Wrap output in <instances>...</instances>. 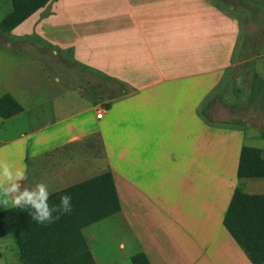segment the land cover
I'll return each mask as SVG.
<instances>
[{
  "label": "crops",
  "instance_id": "0c3cea01",
  "mask_svg": "<svg viewBox=\"0 0 264 264\" xmlns=\"http://www.w3.org/2000/svg\"><path fill=\"white\" fill-rule=\"evenodd\" d=\"M211 5L208 0H53L12 31L72 49L76 62L101 71V78L121 81V95L108 100L55 87L49 75L21 67L13 42L4 49H13L19 60L7 71L6 50L0 52V98L10 94L23 107L10 119L0 117V159L26 171L21 190L44 182L53 194L113 175L121 212L103 220L112 222L107 242L92 248L90 239L96 243L99 237L93 232L89 238L83 230L97 264H132L139 253L151 264H253L223 221L236 188L264 195V178H237L243 137L253 128V138L264 140L257 131L263 121L229 126L215 140L212 115L199 104L197 65L236 62L245 30L233 8ZM60 23L67 24L64 38L54 40L51 30ZM218 29H227L224 39L212 33ZM203 38L206 55L199 60ZM217 38L226 39L229 49L220 53L210 44ZM134 80L140 86L127 82ZM248 147L264 156V148ZM215 166L221 178H214ZM12 208L0 204V213ZM116 242L129 253L104 249ZM3 256L0 264H22L19 246L13 258L4 262Z\"/></svg>",
  "mask_w": 264,
  "mask_h": 264
},
{
  "label": "rangeland",
  "instance_id": "374dc122",
  "mask_svg": "<svg viewBox=\"0 0 264 264\" xmlns=\"http://www.w3.org/2000/svg\"><path fill=\"white\" fill-rule=\"evenodd\" d=\"M212 3L213 8H233L240 18V26L244 28L245 42L236 55L239 59L233 63L222 64H206L198 63L197 70L199 72V104L203 106L205 115H212L215 122V140L221 137V131L229 126H236L247 123L246 126L259 125L263 121L262 127L257 131L263 132L264 135V0H208ZM12 10L9 0H0V23L5 16ZM67 24L60 23L51 30L54 40L64 38L63 26ZM78 31V27H74ZM227 29L218 32L223 39L226 37ZM20 35V34H17ZM79 38V39H78ZM79 41L82 35L78 36ZM210 41V44H216L221 53L228 48V41L220 42V39ZM15 41V42H14ZM14 43L13 48L19 52L23 58L21 67H27L34 71H41L53 78L55 87L61 89H78L79 93L91 100H97L99 96H103L108 100L115 96L121 95L123 85L121 81L101 78L104 76L101 71L95 70L88 66H84L74 60V51L69 48H62L50 41L44 40L38 34H24L16 36L12 32H4L0 26V52H6L7 71L12 68L17 59L13 53V49L4 44ZM208 39H200L198 58L204 59L206 52L205 47ZM21 52V53H20ZM233 54V51H231ZM219 53V54H220ZM5 55V54H4ZM226 59V58H225ZM212 71L211 77H206L202 73ZM102 73V74H101ZM132 85H139L140 80L127 81ZM104 110L100 109L99 111ZM105 111V110H104ZM255 130L247 129V136L243 137L245 146H259L264 148V140L254 139ZM219 147V146H218ZM217 147V148H218ZM215 147V149H217ZM214 178L218 176V170L214 168ZM112 222L103 221L97 225H92L84 230L85 235L92 237L93 232L98 235L99 239L93 242L91 238V247L103 242H107L106 235L108 229L112 226ZM115 245V247H114ZM107 243L104 249H108L110 253L116 252L118 255L129 253V249L120 250L118 243ZM99 249H102L99 247ZM102 249V250H104ZM96 250V249H95ZM0 253L4 257H12L18 253V246L13 236H8L0 240ZM2 258H0V263Z\"/></svg>",
  "mask_w": 264,
  "mask_h": 264
},
{
  "label": "trees",
  "instance_id": "16d2710c",
  "mask_svg": "<svg viewBox=\"0 0 264 264\" xmlns=\"http://www.w3.org/2000/svg\"><path fill=\"white\" fill-rule=\"evenodd\" d=\"M11 12L0 23L12 32L53 0H9ZM23 111L10 94L0 98V117L10 119ZM237 178H264V156L258 148L243 146ZM72 197L73 210L51 224L32 220L31 209L12 208L0 213V238L13 235L20 249L22 264H97L83 230L121 212L117 187L111 173L53 193L50 204L61 195ZM223 224L247 253L253 264H264V195L246 194L236 188ZM132 264H151L139 253Z\"/></svg>",
  "mask_w": 264,
  "mask_h": 264
},
{
  "label": "clouds",
  "instance_id": "9594fccd",
  "mask_svg": "<svg viewBox=\"0 0 264 264\" xmlns=\"http://www.w3.org/2000/svg\"><path fill=\"white\" fill-rule=\"evenodd\" d=\"M27 180L26 171L16 169L14 165L0 159V204L13 208L31 209L32 220L41 225L51 224L61 216L73 210L72 197L68 194L59 197L58 204H50V192L44 182H36L31 188L20 182Z\"/></svg>",
  "mask_w": 264,
  "mask_h": 264
},
{
  "label": "built area",
  "instance_id": "2783aa9c",
  "mask_svg": "<svg viewBox=\"0 0 264 264\" xmlns=\"http://www.w3.org/2000/svg\"><path fill=\"white\" fill-rule=\"evenodd\" d=\"M104 114H105V111H104V110L99 111V112L97 113V118H98V119H102L103 116H104Z\"/></svg>",
  "mask_w": 264,
  "mask_h": 264
}]
</instances>
